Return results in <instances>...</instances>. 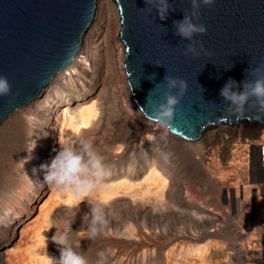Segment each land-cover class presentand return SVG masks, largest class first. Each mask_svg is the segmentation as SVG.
<instances>
[{
    "label": "rangeland",
    "instance_id": "rangeland-1",
    "mask_svg": "<svg viewBox=\"0 0 264 264\" xmlns=\"http://www.w3.org/2000/svg\"><path fill=\"white\" fill-rule=\"evenodd\" d=\"M106 28L102 23L92 28L89 37L96 46L90 51L92 58L88 53L79 56L84 64L77 75L62 81L57 89L51 82L55 88L47 102H43L46 88L35 102L19 109L20 113L15 111L17 115L14 112L0 126V264H21L20 259L26 264H53L51 258L60 256L51 240L56 230L68 233L74 250L87 264H264V177L253 157L249 164L246 158V142L259 137L264 127L223 124L190 142L172 139L167 146L169 159L161 161L156 153L158 137L149 140L147 132L141 131L132 141L126 138L137 122L151 128L157 124L143 116L132 96L130 102L115 99L120 83L113 91L109 85L113 79L108 76L114 78L116 71L123 70L110 63L111 69H107L112 51L106 45ZM118 33L115 39L123 51ZM94 72L98 80L93 91L67 106L71 111L91 107L92 103L95 106L99 115L87 121V127H79L105 158L109 171L107 189L93 197L103 202L106 226L102 234L90 240L84 234L89 206H77L52 193L43 184L46 172L40 166L50 164L60 149L59 142L71 135L62 115L58 122L54 119L56 110H63L66 92L82 81L88 82ZM29 107L37 110L30 113L26 111ZM157 131L161 135L162 130ZM154 167L167 183L148 191L143 179ZM142 193L144 196H139ZM15 201L27 205V211L19 210L18 214L12 205ZM42 208L46 216L40 220ZM66 221H72L71 228ZM37 237L39 242L34 246L32 240ZM31 244L33 248H28ZM41 248L47 257L44 260L36 251Z\"/></svg>",
    "mask_w": 264,
    "mask_h": 264
},
{
    "label": "water",
    "instance_id": "water-1",
    "mask_svg": "<svg viewBox=\"0 0 264 264\" xmlns=\"http://www.w3.org/2000/svg\"><path fill=\"white\" fill-rule=\"evenodd\" d=\"M111 2L118 13L127 84L146 117L155 121L154 111L168 92L167 75L187 83L170 126L175 134L195 140L223 124L264 127V112L254 102L239 118L220 96L230 79L242 90L243 81L255 78L251 70L260 67L264 75V0H216L201 8L199 22L206 33L193 41L198 51L204 49L199 56L186 52L188 41L175 35L173 27L191 13V0H168L171 8L163 21L145 0ZM96 3L0 0V77L11 85V95L0 98V126L35 101L72 61L90 31Z\"/></svg>",
    "mask_w": 264,
    "mask_h": 264
},
{
    "label": "clouds",
    "instance_id": "clouds-1",
    "mask_svg": "<svg viewBox=\"0 0 264 264\" xmlns=\"http://www.w3.org/2000/svg\"><path fill=\"white\" fill-rule=\"evenodd\" d=\"M215 2L216 0H191V13L184 14L181 21L174 22L175 35L188 41L186 52L193 56H199L200 52L204 51L202 47L198 51L193 43L196 36L206 33V27L199 22L200 9L210 8ZM145 4L148 5L146 8L157 11L161 21L167 19L171 8L168 0H145ZM251 71L255 78L252 81H243L239 86L242 90H237V83L231 79L220 90V96L228 111L239 118H243L244 110L250 102L255 103L258 111L264 112V75H261L260 67ZM163 82L167 84L168 92L164 96V102L154 111L155 121L162 130L159 137L162 141L167 138L175 108L187 90V83L183 80L166 75ZM10 95L9 81L6 77H0V98ZM87 126L84 124L82 127ZM75 132V138L68 137L59 142L60 149L51 163L40 167L46 172L43 184L47 185L52 193L77 206L82 203L89 206L87 216L90 219L84 234L92 240L102 234L106 226L103 202L94 201L93 197L107 189L105 180L109 171L105 158L97 152L92 140L81 132L80 127L75 128ZM149 140H155V137L149 136ZM66 222L71 228L72 221ZM51 240L60 252L58 259L51 258L53 264H87L86 259L74 250L68 233L56 230ZM100 255L103 256V253Z\"/></svg>",
    "mask_w": 264,
    "mask_h": 264
},
{
    "label": "bare ground",
    "instance_id": "bare-ground-1",
    "mask_svg": "<svg viewBox=\"0 0 264 264\" xmlns=\"http://www.w3.org/2000/svg\"><path fill=\"white\" fill-rule=\"evenodd\" d=\"M98 23H102V25H106V29H107V31H106V36H105V41H106V45L107 46H109L108 48H109V51H112L111 52V54H109L108 55V59H111L112 61H107V64H108V66H107V69H111V68H109V63H110V65H113V66H115V65H120V69L121 70H123V72H121V71H116L117 72V74H115V76H114V78H111L110 76H108V79H113L112 81H110L109 82V85L111 84L112 85V88H113V91L115 90V85H116V83H120V91L118 90V91H116V94H115V99L117 100V99H120V101H122V102H128V99H129V102H130V99H131V96H132V94L130 93V88H129V85L127 84V82L125 81L126 80V74H125V71H124V68H123V61H122V59H123V54H124V49H123V51H122V48L121 47H119V45L117 44L118 42H116V39H115V37L117 36L116 35V33H117V31H119V19H118V13H117V10L115 9V7H114V4L111 2V0H97V3H96V8H95V11H94V16H93V22H92V24H91V27H90V31L88 32V34H87V37H89L90 35L89 34H91L93 31H92V28L93 27H95V26H98ZM114 28V30H113V32H112V34H111V30ZM99 29H100V25H99ZM103 29V28H102ZM102 29H100L99 31H102ZM92 31V32H91ZM119 34V33H118ZM95 36H97V35H95ZM86 37V38H87ZM96 44V41H94L91 37H89L88 38V40H86V44H85V47L87 48L86 50H83L81 47L78 49V51L76 52V54H75V56L73 57V59H72V61L64 68V69H62L59 73H57L55 76H57L58 74L60 75L58 78H56V80H55V82L54 81H52L51 80V82L52 83H55L56 85V89L58 88V85L60 86V84L62 83V81H64V80H66V79H70V77L71 76H73V75H77V73L78 72H80L83 68V64H84V59L83 58H81L80 57V60H79V56H81V54L82 53H84V55H86V53H88V54H90V51L92 50V49H94L95 48V45ZM95 45V46H94ZM121 46H122V44H121ZM123 47V46H122ZM81 49V50H80ZM90 56H91V58H92V55L90 54ZM92 62V61H91ZM94 65H95V63H94ZM67 69V70H66ZM63 71H65L64 73H61V72H63ZM115 72V73H116ZM88 73V72H87ZM94 74V76L88 81V82H84V81H82L81 83H78V84H76V85H74L68 92H66L67 94L65 95V99H64V101H66V102H64V105L61 107L63 110H61V111H57L56 110V113L54 114V119H55V121L56 122H58L59 121V117L62 115L63 116V119H61L62 120V123H63V125L65 126V127H67V130L66 131H68V134L70 135V136H68V137H74V135H75V128H77V127H79V126H83L84 124H87L86 122L87 121H89L95 114H97V113H95V111H94V107H92L93 106V103L91 104L92 106L91 107H87V106H79V108H77L76 110H74V111H71V109L69 108V107H67L69 104H71L73 101H75V100H79L80 98L82 99L83 98V95H84V93H88V92H91V91H93V89L95 88V86H96V84H97V78H98V76H97V74H96V72H94L93 73ZM110 75V74H109ZM122 75V76H121ZM125 76V77H124ZM82 78V77H81ZM80 79V78H79ZM108 81V80H107ZM51 82L47 85V87H45V89H46V93H47V95H46V97H45V99H43V102H47L48 101V99L50 98V94L52 93V91H53V89L55 88V86H51ZM80 82V81H79ZM117 86V85H116ZM116 88H118V87H116ZM44 89V90H45ZM43 90V91H44ZM108 91V90H107ZM43 93V92H42ZM41 93V94H42ZM41 94H40V96H41ZM111 95V94H110ZM39 96V97H40ZM38 97V98H39ZM108 97H110V96H108ZM114 97V96H113ZM37 98V99H38ZM133 98V97H132ZM36 99V100H37ZM35 100V101H36ZM110 100V99H109ZM35 101H33V102H35ZM113 101V100H112ZM134 101V100H133ZM33 102H31V103H33ZM31 103H29V104H31ZM134 103H135V101H134ZM28 104V105H29ZM35 105H37V104H35ZM48 105V104H47ZM84 105H86V104H84ZM90 105V104H89ZM135 105H136V103H135ZM27 106V105H26ZM26 106H24V107H26ZM34 106V105H33ZM39 107H41L40 105H38ZM137 106V105H136ZM23 107V108H24ZM67 107V108H66ZM132 108V107H131ZM35 109V110H34ZM70 109V110H69ZM139 109V108H138ZM137 109V110H138ZM28 110V112H30V113H32L33 111H36L37 110V108H35V107H29V108H27L26 109V111ZM140 110V109H139ZM21 111V110H20ZM20 111L19 110H17L16 112L17 113H20ZM38 111H39V109H38ZM16 112H15V115H17L16 114ZM23 113V112H22ZM23 114H25V112L23 113ZM12 115V114H11ZM10 115V116H11ZM58 116V117H57ZM143 116L145 117V118H147L148 120H150V121H152V122H155V121H153V120H151V119H149L148 117H146L144 114H143ZM13 117V116H12ZM25 117H27V116H25ZM95 117V116H94ZM14 118V117H13ZM34 118V117H33ZM33 118L31 119L32 121H33ZM8 119V118H7ZM12 119V118H11ZM26 119V118H25ZM94 119V118H93ZM139 120V119H138ZM30 121V120H29ZM150 121H148V123H150ZM61 123V124H62ZM90 123V122H89ZM147 123V122H146ZM243 123V122H242ZM12 124V123H11ZM142 123H139V122H137L136 124H135V126H134V128H132L133 127V125H134V123H133V125H132V130L130 131V132H128L127 133V135H126V138L127 139H133L134 138V136L138 133V132H141V131H145V132H147L146 133V135H145V137L146 138H148L149 139V136H155V138H157L158 137V140L160 141L159 142V148H158V150L157 151H159V152H156V153H159L158 155L160 156V160L161 161H167L168 159H169V157L167 156V154H170V152H169V149L167 148V146H168V144H169V140H174V139H179V140H183V141H187V142H190L191 141V139H189V138H187V137H185V136H182V135H178V134H175L173 131H171V130H169L168 131V133H167V138H166V140H164V141H162V140H160L159 139V137H160V135L158 134V131H157V128L158 129H160L159 127H158V124L156 125V126H154V128H151V127H149V125L147 124V125H144V126H142L141 125ZM155 125V124H154ZM35 126V125H34ZM130 127V126H129ZM82 128V127H81ZM49 130H52V128H50ZM65 131V132H66ZM83 132V131H82ZM264 132H262V134H263ZM39 134V133H38ZM42 134V133H41ZM67 134V133H66ZM124 140V139H123ZM172 140V141H173ZM132 141V140H131ZM150 142H152V141H150ZM193 142V141H192ZM157 143V142H156ZM150 144V143H149ZM247 146V149H246V158H247V164H249L250 163V161H251V159H252V157H253V159H254V161H255V164H256V168H257V170H258V172H259V174H261V175H263V177H264V174H262L260 171H259V169H258V166H257V163H256V151H255V149H254V146L253 145H246ZM155 147V146H154ZM158 147V146H157ZM155 153V152H154ZM156 155V154H155ZM165 157H167V159H165ZM155 164V163H154ZM155 168V167H154ZM173 169V168H172ZM158 170V169H157ZM157 170H156V168H155V170H151V172L148 174V172H147V174H148V176L146 175V179H143V180H145L144 182H145V186L147 187L146 189L148 190V191H155L156 190V188H157V185L159 184L162 188L166 185V183H167V180H166V178H163V179H161V174L159 173V172H157ZM159 171V170H158ZM174 173V172H173ZM172 176V175H171ZM174 176V175H173ZM142 178H145L144 176L142 177ZM173 178V177H172ZM172 181V180H171ZM141 182H143V181H141ZM123 184V183H122ZM119 186H121V185H119ZM113 187V186H112ZM118 186H116V188H117ZM120 188V187H119ZM131 188H132V186H131ZM118 189V188H117ZM161 189V188H160ZM159 189V190H160ZM112 190V189H111ZM147 190H144V192H145V196L147 195L148 196V194H146V191ZM141 191V190H140ZM109 192V191H108ZM112 192V191H111ZM142 192V191H141ZM140 192V193H141ZM143 192V193H144ZM161 192V191H160ZM160 192L158 193V194H160ZM164 192V191H163ZM134 193V192H133ZM137 193H139V191L137 192ZM143 193L140 195L139 194V196H141L142 197V195H143ZM148 193V192H147ZM155 193V192H154ZM156 194V193H155ZM157 194V195H158ZM149 195H150V197H151V192L149 193ZM161 195V194H160ZM163 195V194H162ZM144 196V195H143ZM153 196V195H152ZM155 197H157V196H155ZM52 199V198H51ZM157 199V198H156ZM158 199H160V198H158ZM56 201V200H55ZM174 201H176V200H174ZM61 203V202H60ZM262 205H264V200H263V202L261 203ZM13 208H15L16 210V212L18 213V214H20L21 212L19 211V210H22L23 212H25V211H27V210H25V207L27 206H24L25 204L24 203H20V202H14L13 204ZM48 205V204H47ZM28 207V206H27ZM24 208V209H23ZM45 208H46V206H45ZM15 211H14V213H15ZM45 213H46V210H45ZM44 213V208H42L41 209V217H39L40 218V220H42V217H43V215L44 216H46V214ZM38 218V219H39ZM17 219V218H16ZM17 222V221H16ZM37 223V222H36ZM44 226V225H43ZM47 228V227H46ZM48 229V228H47ZM30 233V232H29ZM40 236V235H39ZM38 238V237H37ZM37 238H33V240L32 241H34L33 243H34V246L36 245V244H38V242H39V238L37 239ZM24 239V238H23ZM30 239V238H29ZM28 239V240H29ZM40 239H41V237H40ZM26 240H27V238H26ZM43 240V239H42ZM27 242V241H26ZM25 242V243H26ZM41 242V241H40ZM45 242V241H44ZM42 245V244H41ZM45 245V244H44ZM37 246H39V245H37ZM28 248H33L32 247V244H31V246H29ZM28 248H26V249H28ZM38 248V247H37ZM44 248V247H43ZM43 248H41V249H36V251H37V253H38V256H39V258L40 259H42V260H44L45 258H47L46 257V255H45V251H43L44 249ZM46 248V247H45ZM19 249V248H18ZM26 249H24V251L26 250ZM35 249V248H34ZM33 249V250H34ZM22 251V250H21ZM28 251V250H27ZM32 251V250H31ZM36 251H35V254H37L36 253ZM16 253V252H15ZM26 253V251L24 252V254ZM30 254V253H29ZM29 254H27V255H29ZM33 254V253H32ZM41 254V255H40ZM47 254V253H46ZM26 255V256H27ZM18 256V255H17ZM22 256V255H21ZM25 256V255H24ZM31 256V255H30ZM36 257V256H35ZM10 258V257H9ZM22 258V257H21ZM13 259V258H12ZM49 259V258H48ZM29 260H30V258H29ZM28 260V261H29ZM37 261L39 260V259H36ZM41 260H39V262H40ZM46 261V260H45ZM6 262H10V261H6ZM21 264H26L27 262L26 261H24V260H21L20 259V261H19ZM34 262V261H33ZM38 262V263H39ZM35 263V262H34ZM33 263V264H34ZM37 263V262H36ZM41 263H42V261H41ZM41 263H39V264H41ZM46 263V262H45ZM9 264H13L12 262H10ZM19 264V263H18ZM28 264H30V262L28 263ZM43 264V263H42Z\"/></svg>",
    "mask_w": 264,
    "mask_h": 264
},
{
    "label": "built area",
    "instance_id": "built-area-1",
    "mask_svg": "<svg viewBox=\"0 0 264 264\" xmlns=\"http://www.w3.org/2000/svg\"><path fill=\"white\" fill-rule=\"evenodd\" d=\"M248 144L254 146L258 169L262 174H264V133L251 142H246V145Z\"/></svg>",
    "mask_w": 264,
    "mask_h": 264
}]
</instances>
